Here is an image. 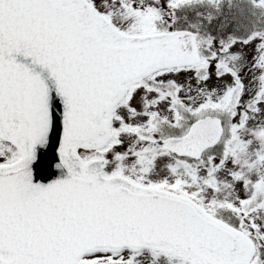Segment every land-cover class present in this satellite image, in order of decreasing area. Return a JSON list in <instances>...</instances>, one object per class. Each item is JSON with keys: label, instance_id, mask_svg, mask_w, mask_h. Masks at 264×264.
I'll list each match as a JSON object with an SVG mask.
<instances>
[{"label": "snow or ice", "instance_id": "obj_1", "mask_svg": "<svg viewBox=\"0 0 264 264\" xmlns=\"http://www.w3.org/2000/svg\"><path fill=\"white\" fill-rule=\"evenodd\" d=\"M0 264H264V0H0Z\"/></svg>", "mask_w": 264, "mask_h": 264}, {"label": "rangeland", "instance_id": "obj_2", "mask_svg": "<svg viewBox=\"0 0 264 264\" xmlns=\"http://www.w3.org/2000/svg\"><path fill=\"white\" fill-rule=\"evenodd\" d=\"M249 26H251V25H249Z\"/></svg>", "mask_w": 264, "mask_h": 264}]
</instances>
